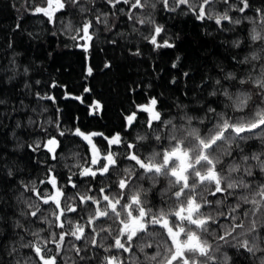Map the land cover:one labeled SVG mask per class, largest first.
<instances>
[{
  "label": "snow or ice",
  "instance_id": "1",
  "mask_svg": "<svg viewBox=\"0 0 264 264\" xmlns=\"http://www.w3.org/2000/svg\"><path fill=\"white\" fill-rule=\"evenodd\" d=\"M89 3L96 5V0ZM157 3L164 11L190 12L198 20L213 21L220 31L235 30V26L247 21L251 30L244 43L255 50L236 61L237 65L247 66L241 69L246 74L238 77L229 72L214 84L206 81L203 87L212 85L208 97L213 99L197 101L198 107L191 109L181 106L182 111L176 113L178 119L164 118L157 109V98H150L126 118V127L132 130L142 119L144 132L138 133L132 143L119 133L105 137L107 145L102 156L92 140L97 133L88 135L77 128L74 135L92 146L87 166L77 165L78 171L64 182L50 169L47 179L39 181L45 188L35 182H20L18 199L24 206L18 210L15 225L20 230L17 235L21 243L10 253L14 264H58L66 247L80 260H93L96 252L103 249L100 264H233L229 250L264 264V7L253 9L250 0H102L98 6L80 7L82 13L95 15L76 29L77 36L90 42V29L100 24L109 27V16H123L133 26L152 25L150 35L144 37L152 45L171 47L167 41L158 44L162 27L141 15L144 9H155ZM67 4L78 7L81 0H47V7L36 6L34 14L42 13L51 22ZM235 46L240 47L241 42H235ZM83 47L87 50L88 44ZM91 71L89 68V74ZM251 89L256 90L261 104L248 111ZM59 135L65 133L61 131ZM249 141H259V149L246 151L244 146ZM141 144L153 150L145 155L140 151ZM113 146H123V158L115 150H108ZM45 147L56 159L61 147L58 139L50 137ZM252 148L255 145L249 146ZM125 160L129 162L127 167ZM114 173H119L118 180H112ZM73 176L88 181L83 191ZM98 176L111 183L101 180L94 185L92 181ZM257 176L262 179L257 180ZM161 180L166 181L161 199L174 200L170 209L153 211L145 206L147 193ZM143 182L150 187L145 188ZM69 187L75 191L69 193ZM113 187L119 190L115 195ZM172 216L177 223L170 224ZM85 219L86 224L82 223ZM105 219L118 223L116 235L110 224L104 226ZM37 224L40 228L36 231L28 227ZM153 225L166 231L165 239L170 244L165 242L162 247L155 241L156 233L149 230ZM86 228L91 231L86 232ZM41 231L48 232L42 243L25 241L26 235L37 237ZM66 237L84 243L77 246ZM103 240L109 242L105 244ZM49 244H54L55 249ZM21 249L28 251L15 259ZM88 251L93 252V257L86 255Z\"/></svg>",
  "mask_w": 264,
  "mask_h": 264
},
{
  "label": "trees",
  "instance_id": "2",
  "mask_svg": "<svg viewBox=\"0 0 264 264\" xmlns=\"http://www.w3.org/2000/svg\"><path fill=\"white\" fill-rule=\"evenodd\" d=\"M101 3L102 0H96L93 5L89 0H81L78 7L67 4L50 22L42 13L34 14V8L46 7L47 0H0V244L3 245L0 247V264H14V256L10 253L21 243L17 235L20 230L15 227L18 210L24 206L18 199L20 182H35L39 188H45L46 185L39 181L47 179L50 169L60 182H64L78 171L77 165L87 166L91 157L89 146L74 135L77 128L85 134L97 133L93 142L101 156L107 145L105 137L119 133L132 143L138 133L144 132L142 119L135 130L126 127L127 115L138 106L150 98H157V109L164 118L178 119L176 113L182 111L181 106L187 105L191 109L198 107L197 101L213 99L208 97L212 85L203 87L206 81L214 84L229 72L238 77L245 75L246 71L241 69L247 66L237 65L236 61L255 50L254 46L249 48L244 43L251 30L247 21L235 26V30L220 31L213 21L198 20L190 12L164 11L159 3L155 9H144L141 15L162 27L158 44L167 41L171 47H157L144 39L150 35L152 25L133 26L123 16L119 19L109 16L110 30L104 24L90 29L92 41L85 50L76 29L95 13H82L80 7L91 8ZM250 3L253 9L264 7V0H250ZM226 27L233 28L232 25ZM73 36L77 38L73 39ZM237 41L241 42L240 47L235 46ZM235 90L234 87L232 91ZM97 103L99 108L95 107ZM260 104L261 98L255 89H251L247 110H254ZM229 113L233 114L230 109ZM61 131L64 136L59 135ZM50 137H56L61 144L56 159L45 147ZM251 145L255 148L249 149ZM259 146V141H249L244 147L249 151L258 150ZM108 150H115L121 158L125 152L123 146ZM152 150L148 145H140V151L145 155ZM124 166H129L127 160ZM72 178L83 191L88 181L76 176ZM119 178V173L112 176V180ZM101 180L111 183L108 178L99 176L92 183L95 185ZM143 186L149 188L150 184L143 182ZM165 186L166 181L161 180L148 191L146 207L153 211L172 207L174 198L161 199V189ZM67 191L75 190L69 187ZM111 191L115 195L119 190L113 187ZM177 222L174 216L170 217V224ZM82 223L86 224V219ZM109 224L112 234L116 235L118 223L105 219L104 226ZM28 227L36 231L40 225ZM149 230H154V239L162 247L165 242L171 243L165 239L166 231L158 225ZM90 231L86 228V232ZM47 237L48 232L41 231L37 237L26 235L25 241L42 243ZM69 239L77 246L84 243L66 237V241ZM208 239L211 241L212 237ZM97 240L101 241V237ZM102 242L107 244L109 240ZM48 247L55 249L54 244ZM27 251L21 249L15 259ZM86 255L93 257V252L88 251ZM103 255V249H99L93 260H80L66 247L58 257V264H100ZM229 255L233 257V264H258L253 257L236 255L235 250H229Z\"/></svg>",
  "mask_w": 264,
  "mask_h": 264
},
{
  "label": "rangeland",
  "instance_id": "3",
  "mask_svg": "<svg viewBox=\"0 0 264 264\" xmlns=\"http://www.w3.org/2000/svg\"><path fill=\"white\" fill-rule=\"evenodd\" d=\"M46 7H47V6H46ZM88 42H89V41L83 40L81 46L83 47V45H85L86 43L88 44ZM83 48H84V47H83ZM90 134H92V133H88V135H90ZM93 137H94V136H93ZM93 137H92V140H93ZM81 138H82V137H81ZM82 139H83V138H82ZM84 141H85V140H84ZM86 143H87V141H86ZM93 143H94V142H93ZM87 144H88V143H87ZM88 146H89L90 155H91V147H92V146L89 145V144H88ZM180 238H181V237H180Z\"/></svg>",
  "mask_w": 264,
  "mask_h": 264
}]
</instances>
